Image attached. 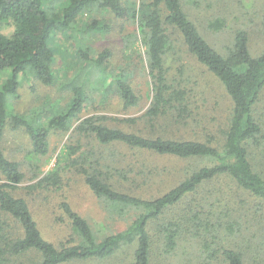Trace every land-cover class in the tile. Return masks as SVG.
Masks as SVG:
<instances>
[{
	"label": "trees",
	"instance_id": "16d2710c",
	"mask_svg": "<svg viewBox=\"0 0 264 264\" xmlns=\"http://www.w3.org/2000/svg\"><path fill=\"white\" fill-rule=\"evenodd\" d=\"M93 8L110 9L116 16L137 23L135 40L141 39L146 46L153 94L143 115L147 121L155 122L171 110H175L179 120L190 115L187 89L169 83L165 66V55L175 31L180 32L189 52L224 85L233 109L220 145L211 140L147 136L127 131L110 125L105 115L82 119L74 128L79 146H73L70 153L77 154L82 140L90 138L101 147L122 145L179 160L207 159L213 164L193 168L158 197L143 198L119 191L103 178V170L99 168L112 170L115 175L126 171L120 167V158L110 160V155L95 158L81 171L87 185L108 209L135 212V218L126 228L100 236L70 202L63 201L60 207L81 241L57 246L44 237L29 201L13 193L24 182L25 173L20 163L8 158L4 152L5 129L8 124L26 129L33 154L46 155L50 149L51 132L69 131L74 119L84 110L86 82L91 79L90 74L97 72L103 85L107 81L105 76L110 75L112 53L105 50L94 58L86 48H79L80 66L59 83L61 90L72 93V99L46 125L36 115L27 116L14 111L8 106V99L19 97L21 74H30L48 85L55 82L53 65L56 56L50 42L52 36L72 27L82 11ZM0 20L13 27L9 33L0 31V73L10 70L0 90V172L5 176V181L0 183V264L105 262L131 246L130 264H171L170 252L177 251L187 240H204V243L211 240L213 243L208 255L198 259L199 264H264V220L259 223L240 220L239 223L236 208L230 203L226 213L214 207L207 209L208 201L190 205L175 214L176 219L168 217L185 198L222 178L232 180L243 195L254 199L256 214H264V173L253 163V150L256 155V147L264 146V121L256 115L264 93V52L257 56L252 54L247 31L237 30L233 45L223 54L188 16L182 0H140L138 5L134 0H0ZM95 23L88 29L98 28ZM128 74L121 69L109 83L125 108L140 102ZM73 162L80 160L76 158ZM145 180L152 178L145 177ZM62 183L61 167L56 166L54 172L44 175L28 188L57 189ZM198 206L201 208L197 209ZM151 225H157L163 240H155ZM229 230L238 240L246 241L221 244ZM248 240H256V243L251 244ZM252 245L259 260L254 259L251 263L246 255ZM188 259L192 262L191 257Z\"/></svg>",
	"mask_w": 264,
	"mask_h": 264
},
{
	"label": "rangeland",
	"instance_id": "374dc122",
	"mask_svg": "<svg viewBox=\"0 0 264 264\" xmlns=\"http://www.w3.org/2000/svg\"><path fill=\"white\" fill-rule=\"evenodd\" d=\"M139 1L134 0V3L138 5ZM182 4L201 33L221 53L228 52L236 31L240 29L249 34L254 56L264 52V0H182ZM94 21L98 28L88 29ZM12 30L11 23L0 20L1 32L9 33ZM135 31L137 23L133 19L120 18L110 9L93 8L82 11L72 27L51 38L56 56L53 65L55 82L48 85L30 74H21L19 97L8 99V106L14 111L27 116L36 115L46 125L72 99V93L61 90L59 83L80 66L79 48H86L94 58L105 50L112 53L110 75L105 76L107 81L103 85L97 72L90 74L91 79L86 82L84 110L74 119L69 131L51 132L50 149L46 155L33 154L32 141L26 129L15 128L11 124L5 129L2 142L4 152L8 158L19 162L25 173L24 182L13 193L29 201L44 237L57 246L81 241L60 207L63 201L70 202L100 236L126 228L135 218V212L108 209L89 188L85 174L81 171L88 168L95 158L103 155H110V160L120 158V167L126 171L115 175L112 170L99 168L103 170V178L117 190L143 198L158 197L187 176V172L193 168L213 164L207 159L179 160L122 145L101 147L90 138L82 140V147L77 154L70 153L73 146H79L74 128L85 117L105 115L108 117L106 122L110 125L147 136L211 140L218 145L225 138L233 109L232 99L220 80L189 52L178 31L172 35L171 45L165 55V66L169 83L174 87L178 85L181 89H187L190 115L179 120L176 119L175 110H171L155 122L147 121L143 115L152 102L151 78L145 57L146 46L141 39L135 40ZM121 69L129 72L130 84L140 96V102L134 107L125 108L114 87L109 84ZM9 73L10 70L0 73V90ZM256 115L264 121V93ZM253 152L256 169L264 173V146L256 147V155L254 150ZM76 158L80 162H73ZM56 166L61 167V188H28L44 175L54 172ZM145 177H151L152 180L146 181ZM3 181L5 176L0 172V183ZM199 202L207 203V209L214 207L224 213L228 211V203L232 204L236 208L239 223L247 220L249 223H259L264 220V214L255 213L254 199L243 195L228 178L204 185L197 194L185 198L168 217L176 219L175 214L181 213L190 205H198ZM150 231L155 240H163L157 225H151ZM228 232L229 235L221 244H242L246 241L238 240L233 232ZM210 241L204 243V240H187L177 251L170 252L171 264H199L198 259L205 258L210 245H213ZM248 241L256 243V240ZM254 249L252 245L246 255L251 263L258 259ZM132 254L131 246L125 247L109 261L68 264H130Z\"/></svg>",
	"mask_w": 264,
	"mask_h": 264
}]
</instances>
